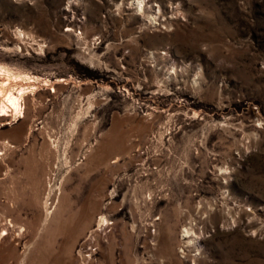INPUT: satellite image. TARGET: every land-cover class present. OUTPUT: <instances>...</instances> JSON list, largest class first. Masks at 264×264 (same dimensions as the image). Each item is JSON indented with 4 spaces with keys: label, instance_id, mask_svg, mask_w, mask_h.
I'll return each mask as SVG.
<instances>
[{
    "label": "rangeland",
    "instance_id": "1",
    "mask_svg": "<svg viewBox=\"0 0 264 264\" xmlns=\"http://www.w3.org/2000/svg\"><path fill=\"white\" fill-rule=\"evenodd\" d=\"M1 113L0 264H264V0H0Z\"/></svg>",
    "mask_w": 264,
    "mask_h": 264
},
{
    "label": "bare ground",
    "instance_id": "2",
    "mask_svg": "<svg viewBox=\"0 0 264 264\" xmlns=\"http://www.w3.org/2000/svg\"><path fill=\"white\" fill-rule=\"evenodd\" d=\"M14 97H15V96H14ZM14 97H13V95H9V97H8L9 100H8V101L11 100L10 102H12V99H13ZM13 102H14V101H13ZM12 106H13V105H12ZM19 106H20V105H19ZM5 107H6V106H5ZM16 108H17V106H16ZM16 108H15V110H16ZM18 111H19V110H18ZM2 112H3V111H2ZM16 112H17V111H16ZM3 116H5V114H4V113H3V114L1 113V114H0V118L2 119Z\"/></svg>",
    "mask_w": 264,
    "mask_h": 264
}]
</instances>
